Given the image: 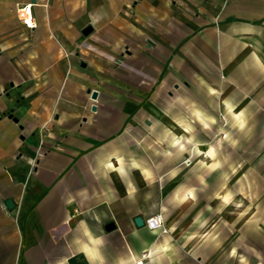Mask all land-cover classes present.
<instances>
[{
	"label": "crops",
	"instance_id": "0c3cea01",
	"mask_svg": "<svg viewBox=\"0 0 264 264\" xmlns=\"http://www.w3.org/2000/svg\"><path fill=\"white\" fill-rule=\"evenodd\" d=\"M220 132H264V0H0V264H239L193 212Z\"/></svg>",
	"mask_w": 264,
	"mask_h": 264
},
{
	"label": "rangeland",
	"instance_id": "374dc122",
	"mask_svg": "<svg viewBox=\"0 0 264 264\" xmlns=\"http://www.w3.org/2000/svg\"><path fill=\"white\" fill-rule=\"evenodd\" d=\"M218 136L222 148L209 160L216 166L209 164L208 187L193 203V212L202 200L208 203L206 209L203 207L202 223L206 224L199 236L208 241L209 254L237 252L239 264H247L250 256L254 263L264 264V132H220L210 134L207 143L215 144ZM250 136L253 139L248 142ZM194 157L195 153L185 160L186 164ZM223 192L228 198L218 197ZM200 215L198 212L197 217ZM196 227L199 229L200 222ZM194 263L198 264L196 260Z\"/></svg>",
	"mask_w": 264,
	"mask_h": 264
},
{
	"label": "built area",
	"instance_id": "2783aa9c",
	"mask_svg": "<svg viewBox=\"0 0 264 264\" xmlns=\"http://www.w3.org/2000/svg\"><path fill=\"white\" fill-rule=\"evenodd\" d=\"M17 15L19 19L29 28L36 26L32 14H31V3L23 4L16 8ZM144 225L152 231H160L166 233L168 231L167 227L164 225L163 216L161 213H155L147 217L144 221Z\"/></svg>",
	"mask_w": 264,
	"mask_h": 264
},
{
	"label": "water",
	"instance_id": "95a60500",
	"mask_svg": "<svg viewBox=\"0 0 264 264\" xmlns=\"http://www.w3.org/2000/svg\"><path fill=\"white\" fill-rule=\"evenodd\" d=\"M96 95H97V92H96L95 90H93V91L91 92V97H92V98H95ZM5 204H6V206H7L8 208H11L12 205H13V202H12L11 199H7L6 202H5ZM134 221H135L136 225H138V226L143 225V220H142V218H141L140 216H137V217L134 219ZM111 227H112V226H111L110 224H108V225L106 226V228H111Z\"/></svg>",
	"mask_w": 264,
	"mask_h": 264
}]
</instances>
